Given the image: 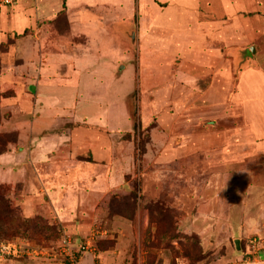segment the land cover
<instances>
[{
  "label": "crops",
  "instance_id": "1",
  "mask_svg": "<svg viewBox=\"0 0 264 264\" xmlns=\"http://www.w3.org/2000/svg\"><path fill=\"white\" fill-rule=\"evenodd\" d=\"M174 1L179 0H145V3L148 7L155 5L159 11H163L162 9ZM203 1H199V5L192 4L197 7L192 12L172 11L176 18H184V21L188 22L185 27L188 34L174 32L169 44L174 46L175 52L170 54L176 64H197L201 59V63L205 65H221L223 72H233V78L222 76V84L226 86L216 90L217 93L220 92L221 99L216 97L215 101L207 102L205 97L211 95L214 90L211 82L198 84L195 89L192 84L197 77L187 79L182 73L176 79L175 75L176 83L184 87L179 90L180 93L178 89L168 92L170 95L173 92L182 95V100L176 102L175 109L169 112L172 114L169 121L168 113L167 116L159 117L155 114L159 110L154 111L153 117L157 126L148 132L149 139L144 146L140 167L135 159V143L126 137L127 133L121 132L125 130L108 129L107 124H102L105 120L96 124L89 115L86 116L104 112L89 110L85 114V109L77 112V109L72 107L73 104H69L71 99L64 101L60 96L57 103L43 100L45 97L43 90L39 89L40 85L44 86L49 84V81L58 79V82L49 84L50 87L56 88L60 83L64 84L71 79L70 73L79 76L78 72H86L87 68L81 66V56L41 55L40 48L30 49L31 38L25 36L30 32L37 35L38 23L54 19L64 8L68 30L73 37L89 29L95 33L105 26L97 19L95 22L92 14L87 13L89 16H85L84 7L107 5L106 0H103L104 3H99L100 0H14L11 5L0 4V45L8 41L16 44V56L11 60H0V93L13 92L12 96L10 95V102L13 104L15 97L22 91L19 85H26L33 89L35 96L31 111L28 109L30 114L35 109V118L25 122L30 131L27 135L23 134L25 125H21L20 132L21 138L27 137L28 147H20L18 152L14 150L16 147H11L7 152L0 154V184L13 187L22 184L23 193L20 196L29 217L34 215L35 209L47 207L48 214L53 218H49L46 213L42 217L50 223L62 224L67 230L69 228L74 236L75 248L80 238L97 222L105 221L106 225L113 223L115 232L120 233L116 238L119 243L98 248L95 256L89 254L88 264H146V259H149L148 252L154 254L150 258L157 257L151 264H159L162 257L164 260L161 264L171 263L173 254H170V250V260L166 259L164 252L158 253V249L149 247L144 251V245L143 251L141 249L136 252V259L134 251L130 254V245L134 244L137 234L139 238L146 239L141 232L136 231V226L141 223L144 234L149 222L147 209H144L140 198L141 193L138 191L133 194V185L134 182L147 178L148 171L152 178H156V185H161L164 175L157 172L158 168L168 166L174 169L179 163L191 168L197 161L209 160V148L212 147L210 139L199 127L202 126L201 118L208 117L214 109L217 116L218 129L215 136L218 141V157L225 153L228 146L231 151H227L232 156L240 154V149L244 147H256L262 152L257 158L264 160V0ZM199 6L204 11L202 22L196 12L201 10ZM141 22L142 26H139L137 31L138 36L144 38V33L151 24V16L148 14ZM88 24L90 27L94 24V27L90 28ZM16 36L20 37L15 39ZM18 43L26 44L28 49H20L17 47ZM73 45L76 46L75 43ZM249 48L254 49L251 56L246 54ZM242 57H247L249 61H241ZM33 79L37 80L34 84L31 83ZM185 82H189V86L185 85ZM32 92H28L29 95H32ZM195 97H198L197 100ZM199 98L202 100L201 105H198ZM156 99L154 96V103ZM167 105L172 106L170 102H167ZM95 109L97 110V107ZM60 110L72 112V118H67L66 121L59 118L57 113ZM14 111L17 112L15 109ZM164 111L160 110L159 114ZM79 113H82L81 117L77 116ZM54 123L58 128L53 130L51 125ZM233 175H238L237 169ZM232 181L234 190L243 185L238 184L235 178ZM252 186L253 183L249 184L251 189ZM133 196L137 197L131 198L137 211L131 218L125 217L119 207L122 206V200ZM205 204L206 201L196 204L199 210L194 215L191 213L170 217L172 231L164 235L157 234V238L175 246L178 237L173 234L180 233L185 237L195 235L201 241V258L193 264H264V255L262 259L254 258L246 263L244 254L239 252L240 254L235 256L229 251L216 260L207 262L209 256L215 255L217 251L205 247V237L214 241H219L220 237H209V233L207 234L212 221L202 212ZM233 220L237 221L238 217H233ZM149 237L155 239V231L149 233ZM180 258L174 259L181 264H192L184 256L180 255ZM81 260L82 258L79 264H87Z\"/></svg>",
  "mask_w": 264,
  "mask_h": 264
},
{
  "label": "rangeland",
  "instance_id": "2",
  "mask_svg": "<svg viewBox=\"0 0 264 264\" xmlns=\"http://www.w3.org/2000/svg\"><path fill=\"white\" fill-rule=\"evenodd\" d=\"M182 1L169 3L168 7L162 9L163 11H159L155 5L148 7L145 0H106L107 5H85V16H89L87 13L92 14L94 21L96 22L95 19H97L105 27H100L95 33L89 29L74 37L68 30V19L64 8L54 19L38 23L39 32L37 35H34L33 32L25 34L26 37L31 38L30 49L38 47L40 54L46 56L58 54L63 57V55L75 54L81 56V66L87 68L86 72L82 71L81 74L78 72L79 76L76 73L75 75L70 73L71 79L65 81L64 84L60 83L56 88L50 87L49 84L58 82V79L51 80L49 84L46 83L44 86L40 85L39 89L44 92L45 98L43 100H48V103H57L60 96L64 101L71 99L69 104H73L72 107L77 109V112H81L83 109H85V114L89 110L96 113L100 110L104 112V114H87L86 116H90L91 120L97 122L96 124L105 120L102 124H107L108 129L125 130L121 132L127 133L129 136L126 137L135 143V159L139 167L142 165L144 146L149 139L148 132L157 126L153 117L154 111L159 110L155 113L159 117L167 116L168 113L169 121V116H172L169 112L175 109L176 102L182 100V95L174 94L177 89L179 92L184 87L176 83L175 75H177L176 79L182 73L187 79L197 77L192 84V88L195 89L198 88V84L211 82V87L214 90H212L211 95L205 97L207 102L215 101L216 97L221 99L220 92L217 93L216 90L226 86L222 84V76L233 78V72L225 73L221 65L215 63L205 65L201 63V59L200 63L197 64L174 63L170 53L174 54L175 48L169 44V41L174 32L179 31V33L188 34L185 29L188 22H185L184 18H176L172 11L187 10L192 12L193 9L197 8L193 7L192 4L197 3L199 5V1L204 2L203 0ZM99 3L104 2L100 0ZM199 8L201 10L196 12L200 15L199 18L202 22L204 11L202 7L199 6ZM75 13L73 12V14ZM148 14L151 16V24L144 33V38H142L138 36L137 28L142 26L141 21ZM189 18L192 19V16ZM227 20L232 22V20ZM88 26L90 27V24ZM92 27L94 24L90 28ZM11 42L0 47L1 61L11 60L16 56V44ZM17 47L28 49L26 44L21 43H18ZM247 59V57H242L241 61H249ZM86 61L88 63L85 64ZM36 81L33 79L31 83L34 84ZM189 82H185V85L189 86ZM19 86L22 91L19 96L15 97L13 104L10 102V95L12 96L13 92L0 93V153L7 152L11 147H16L14 150L17 152L20 147H28L27 137L21 138L20 132L21 125H25L23 134L27 135L30 131L25 122L35 118V109L31 114L28 112L35 96L32 92L33 89L29 86ZM169 90H174L173 94L170 95ZM28 92H32V95H29ZM152 94L160 100L156 99L154 103ZM164 95L165 97H163ZM197 98L195 97L196 100ZM167 102H170L172 106H168ZM201 104L202 100L199 98L198 105ZM13 106L17 112L14 111ZM160 110L165 111L163 114H159ZM51 114L53 113L51 112ZM81 114L79 113L77 116L81 117ZM57 116L66 121L67 118H72V112L60 110ZM216 117L214 109V112H210L208 117L201 118L202 126L199 127V130L208 134L210 139L212 147L209 148V160L197 161V164L191 165V168L182 163H179L174 169H170L168 166L158 168L157 172L164 175L161 179V185H156V178H152L150 171L147 172L149 174L147 178H142L140 182H134L132 193L135 194L138 191L141 193L140 198L143 207L147 209L149 216L148 226L144 230L146 231L144 234L141 223L136 226V231L141 232V235L146 239L139 238L137 234L134 244L130 245V254L134 251L135 259L136 252H140L141 249L143 251L142 246L144 245V251L150 247L155 250L158 249V253L164 252L167 260H170L173 253L175 254V247L177 251L175 257L178 260L182 254H191L199 260L201 241L195 238V235L185 237L178 233L180 235L175 241V246H170L168 241L158 239L157 234L164 235V233L172 231V225L169 222L170 217L196 214L199 210L196 204L201 201H206V206L202 207V212L206 213L212 221V225L209 226L213 229L210 227L207 232V234L209 233L208 236L220 237L219 241L209 240L205 237V247L217 251L215 255L209 256L208 263L225 255L226 251L235 256L240 253L244 254L243 259L246 263L247 260L249 263L254 258L256 260L263 258L264 170L262 168H264V160L257 158V155L262 154V152L256 147H244L240 149V154L232 156L227 151L229 149L231 151V147L228 146L225 149L226 154L218 157L219 150L216 147L218 141H216L215 136L218 129ZM135 120H138L136 129L133 128ZM168 121L166 122L167 125ZM51 127L54 130L58 128V125L56 126L54 123ZM239 156L242 159L239 160ZM236 169L238 175L234 176L233 172ZM233 178L237 180L238 184H243L241 188H238L239 190L233 189ZM251 183H253L252 189L249 187ZM1 186L0 194L7 199L9 198L17 211L15 216L11 218L5 212V207L0 205V243L23 240L44 253V256L38 259L14 260L6 264H61L60 258L56 255V245L60 226L63 225L50 222L47 224L43 220L44 216L42 217V215L45 213L49 218H53L48 214L49 210L45 206L35 209L34 215L29 217L28 212H25L26 207L20 196L23 193L22 184H17L14 187L7 184ZM131 198L136 199L137 197L133 196L127 200H122V206L119 207L120 212L129 218L137 211L134 200L131 201ZM24 217L30 219L29 223H22ZM233 217H238V220H233ZM230 220L233 222L229 223ZM95 225L103 226L108 230L106 236L108 238L102 240L99 249L105 248L111 243H119V239L116 238L120 233L115 232L113 223L106 225L105 221H102ZM154 231L156 238L152 240L149 233ZM68 232L73 234L69 228ZM235 240H239L240 253L238 252V254L235 251ZM208 253L210 254V252ZM152 255L154 254L148 252L149 259H146V264L154 263L157 260V257L150 258ZM88 257L89 254L82 255V263L87 262L88 264ZM180 259L182 260V258ZM163 260V257L160 258L159 264ZM186 260L188 261V259ZM170 264H181V262L176 261L172 256Z\"/></svg>",
  "mask_w": 264,
  "mask_h": 264
},
{
  "label": "built area",
  "instance_id": "3",
  "mask_svg": "<svg viewBox=\"0 0 264 264\" xmlns=\"http://www.w3.org/2000/svg\"><path fill=\"white\" fill-rule=\"evenodd\" d=\"M14 0H0L2 5H11ZM108 235V230L103 226L93 225L84 234L75 248L74 236L67 230L61 229L56 245V255L60 258L61 264H79L82 255L97 253V243ZM44 256L39 248L30 244L13 240L0 243V264H6L14 260H33Z\"/></svg>",
  "mask_w": 264,
  "mask_h": 264
},
{
  "label": "trees",
  "instance_id": "4",
  "mask_svg": "<svg viewBox=\"0 0 264 264\" xmlns=\"http://www.w3.org/2000/svg\"><path fill=\"white\" fill-rule=\"evenodd\" d=\"M134 1H136V0H134ZM26 32V31H25ZM25 34V33H24ZM21 36H23V35H21ZM20 36H16L15 38H19ZM8 42H10V41H8ZM7 43V42H6ZM6 43H4V44H2V45H0V47L1 46H4ZM135 117V116H134ZM138 127V120H135L134 121V123H133V128L134 129H136ZM126 136H129L128 134L126 135ZM2 153H4V152H1L0 154H2ZM4 186V185H3ZM0 187H2L1 186V184H0ZM0 205H2V206H4L5 207V212L8 214V216H10L11 218L12 217H14L15 216V213H16V207H13L14 205H13V203L11 202V200L8 198H5L2 194H0ZM13 205V206H12ZM35 218V217H34ZM26 219V220H25ZM31 219H33V218H31ZM43 219V218H42ZM47 224L49 223V221L47 220V219H43ZM29 221H30V219H28V218H26V217H24V219H23V221H22V223L24 222L25 224L26 223H29ZM24 224V225H25ZM61 227V229H65V230H67L65 227H63V226H60ZM60 229V230H61ZM68 231V230H67ZM71 235H73V234H71ZM173 235H175V236H177L178 237V235H180V234H173ZM189 237H192V236H189ZM195 238H197V237H195ZM198 239V238H197ZM199 240V239H198ZM19 241H21V242H25V243H28L27 241H23V240H19ZM101 242H103L102 240H100L98 243H97V248H99V245H100V243ZM28 244H30V243H28ZM106 248V247H105ZM175 251V254L173 253V258H175V255H176V253H177V251L176 250H174ZM179 254V253H178ZM182 256H184L185 258H187L188 259V261H190V263H192L193 264V262H195V260L197 261V259H195L196 257L195 256H193V255H189V254H182ZM199 258H201V253H200V257Z\"/></svg>",
  "mask_w": 264,
  "mask_h": 264
},
{
  "label": "water",
  "instance_id": "5",
  "mask_svg": "<svg viewBox=\"0 0 264 264\" xmlns=\"http://www.w3.org/2000/svg\"><path fill=\"white\" fill-rule=\"evenodd\" d=\"M254 52V49L253 48H249L247 51H246V54L248 56H251V54ZM235 249L237 252L240 251V247H239V240H235Z\"/></svg>",
  "mask_w": 264,
  "mask_h": 264
}]
</instances>
